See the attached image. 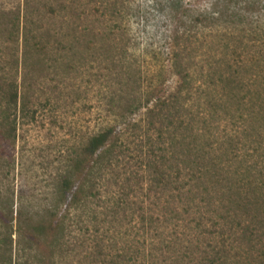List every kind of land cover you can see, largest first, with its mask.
<instances>
[{"label": "rangeland", "instance_id": "obj_1", "mask_svg": "<svg viewBox=\"0 0 264 264\" xmlns=\"http://www.w3.org/2000/svg\"><path fill=\"white\" fill-rule=\"evenodd\" d=\"M171 1L0 0V264H264V10L259 39L241 44L237 31L172 14ZM176 1L200 12L212 2ZM221 76L234 91L213 121ZM193 129L246 173L257 206L242 227L221 220L219 187L210 207L153 169L176 155L164 172L179 178L198 155ZM109 130L114 159L96 198L61 247H44L19 213L51 209L71 160Z\"/></svg>", "mask_w": 264, "mask_h": 264}, {"label": "trees", "instance_id": "obj_2", "mask_svg": "<svg viewBox=\"0 0 264 264\" xmlns=\"http://www.w3.org/2000/svg\"><path fill=\"white\" fill-rule=\"evenodd\" d=\"M262 5L263 0H212L209 7L200 12V10H185L180 5V2L172 0L170 10L172 14L176 10H179L187 21L193 20L195 23L201 24L213 22V27L217 31L221 28L226 31L229 29L233 32L237 31L242 37L238 40L243 44L245 38H248V41L259 39V33L253 30V26L256 23L254 22L255 15L264 10ZM244 27L251 29L243 30L242 28ZM246 32H249L248 35H244ZM228 40L230 41V38ZM245 52L250 53V51ZM234 54L238 53L234 51ZM214 67L213 65V69ZM218 84L222 88L223 95L219 100H215L213 95V121H215V115L219 116L220 119L221 115L223 117L225 112L228 111L226 101L227 99L231 100L230 96L234 91L232 86L235 83L230 79L225 80L221 76ZM214 85L215 81L213 80ZM223 97H225L226 101ZM12 101V104L17 103L16 93L13 94ZM150 102L152 101L150 100ZM176 102L180 104V100L176 99ZM209 104H211L210 99ZM250 120L252 121V116ZM187 126L190 129L191 125ZM194 132L193 129V134ZM15 133L16 128L9 126L8 130L6 129L3 134V140L6 142L12 141L15 139ZM112 137L113 132L111 130L106 131L92 138L76 154L70 162L67 173L60 181L58 193L51 209H48L42 214H37L36 219L27 218L22 213H19V221H23L27 233L31 237L36 238L38 242H41L44 247L50 249L52 247H61L74 221L81 219L78 216V212H81L89 201L96 198L95 192L97 183L101 179V173L107 170L112 163V158L114 159V149L111 146ZM194 139L195 145H193L194 148L192 147V149L198 155H196L195 160L183 162L182 169L184 171L179 168L177 169L179 178L175 179L172 173L164 172L168 164L174 162L176 155L172 157L173 159L162 155L160 157L161 160L153 165V169L158 173L163 182L166 183L167 188L176 184L179 186L177 188L179 195L196 192L198 195H195V197L199 200V197L204 196L206 199L203 201L210 207L215 206V188L219 187L220 191L218 189L217 193L221 195L216 198L224 206L226 212V216L220 217L221 220L224 221V224H227L230 219L239 218L238 226L242 227L243 223L241 220H244L247 216L246 213H251L250 211H253L252 209L257 206L253 204L249 196L250 190L248 191L249 186L245 179L246 173L245 176L240 177L238 171H232L234 165L229 160V149L225 147V144L220 145L219 153L221 155L215 157L213 145L209 143V139L206 136L199 135L198 132H195ZM215 171L217 173L219 171L216 180L214 176ZM177 180H184V184L181 185ZM197 201L194 198L191 199L190 203L198 205L199 203ZM189 213L190 211H188ZM9 215V219L12 221L13 212Z\"/></svg>", "mask_w": 264, "mask_h": 264}]
</instances>
